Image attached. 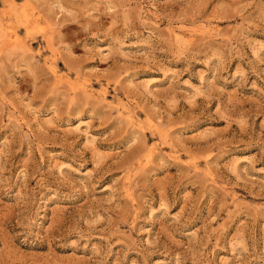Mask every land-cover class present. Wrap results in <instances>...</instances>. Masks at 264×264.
Here are the masks:
<instances>
[{"label": "rangeland", "instance_id": "374dc122", "mask_svg": "<svg viewBox=\"0 0 264 264\" xmlns=\"http://www.w3.org/2000/svg\"><path fill=\"white\" fill-rule=\"evenodd\" d=\"M0 264H264V0H0Z\"/></svg>", "mask_w": 264, "mask_h": 264}, {"label": "bare ground", "instance_id": "6f19581e", "mask_svg": "<svg viewBox=\"0 0 264 264\" xmlns=\"http://www.w3.org/2000/svg\"><path fill=\"white\" fill-rule=\"evenodd\" d=\"M30 31V30H29Z\"/></svg>", "mask_w": 264, "mask_h": 264}]
</instances>
